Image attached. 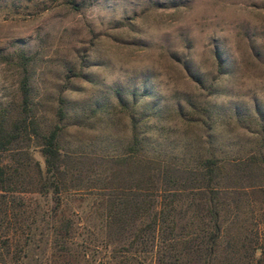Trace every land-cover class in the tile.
I'll use <instances>...</instances> for the list:
<instances>
[{
	"label": "rangeland",
	"instance_id": "rangeland-1",
	"mask_svg": "<svg viewBox=\"0 0 264 264\" xmlns=\"http://www.w3.org/2000/svg\"><path fill=\"white\" fill-rule=\"evenodd\" d=\"M77 4L0 0V118L25 117L20 85L28 76L27 120L42 132L59 124L64 151L92 155L56 193L36 138L1 154L20 172L17 191L6 195L7 215L0 208L6 264H164L162 234L170 233L148 226L171 194L157 168L170 162L201 170L208 158L219 161L210 185L221 221L213 264H264V0ZM135 133L142 144L130 169L155 176L146 189L155 205L146 209V202L134 222L127 216L124 227L111 226L106 199L88 181H105L109 171L101 159L93 166L97 157L130 152ZM39 180L47 182L42 193ZM211 187L199 181L178 193V264H204L187 244L214 232L196 207L214 195ZM42 213L43 235L34 224ZM68 220L73 233L56 234L53 227Z\"/></svg>",
	"mask_w": 264,
	"mask_h": 264
},
{
	"label": "trees",
	"instance_id": "trees-1",
	"mask_svg": "<svg viewBox=\"0 0 264 264\" xmlns=\"http://www.w3.org/2000/svg\"><path fill=\"white\" fill-rule=\"evenodd\" d=\"M66 3L73 7L74 9H79L77 0H66ZM28 76H24L21 80V93H22V113L25 117L19 116L14 120L7 118H0V208L1 211L4 209L5 214L9 212V201L7 193H14L17 191V186H14L19 178V168L10 165H6L1 154L5 151H10L15 148L18 143L23 141L25 138L31 139L36 138L41 145V151L45 156L47 179H53L50 181L51 186L54 187L56 193H61L60 185H63L65 176L71 173L75 168L74 165H83L85 160L92 159V155L88 154H75L66 152L63 150L60 143L61 126L59 124L54 125L50 130L42 132L39 124L35 120L28 121L27 115L30 112V104L32 102L31 88L28 83ZM60 117L64 116L63 108L60 107L58 111ZM142 140L138 135L134 134L133 144L130 145V152L121 156H96V162L94 167L99 164L97 162L101 159L106 162V169L109 171L105 177V181L99 184L100 181L92 179L88 182V188L99 189L101 191L100 195L106 199L104 208L106 210V219L109 225H117V222L123 223V227L127 224V216H130L132 222L137 218L141 217L145 213V204L148 203V207L155 205L152 201L147 200L148 197L154 194L149 189L154 185V175H145L141 177H136L131 171V165L135 162L134 152L139 150L141 147ZM20 154V153H19ZM18 154V155H19ZM142 161L145 160L142 158ZM138 159L136 160V162ZM17 162H20V158H17ZM219 161L214 158H208L204 162V166L201 170L191 169L186 167H179L171 164L170 162H161L157 168L159 178L162 176V181L165 184L164 191L171 193L170 198L168 196H163L159 201L161 204L160 210L153 213L151 222L148 224L149 227L156 228L165 226V229L169 231L170 234L164 235L163 240L167 246L165 247V252L163 257L160 258L165 261L164 264H178L180 259V252L178 248L179 239L177 234H173L177 225L178 218H174L176 214L180 213L176 206V201L179 197V191L186 189H195L199 181L206 184L210 188L211 184L217 175L219 169ZM39 173L42 176V169L39 166ZM128 172H126V169ZM119 169V171L117 170ZM12 169V170H11ZM95 170L92 169L91 172ZM127 173V174H126ZM40 176V178H41ZM43 177V176H42ZM80 184L83 178H78ZM42 180V179H40ZM39 180V192L42 193L46 189V181L43 183ZM152 185V186H151ZM182 186L181 190L178 186ZM155 188V187H154ZM214 195L210 196L206 202L201 206L197 204V208L203 210L211 217L210 224L214 228V232L206 234L203 237L198 235L194 240L190 239L187 244V250L189 253L193 254L194 261L197 263L213 264L216 258L217 245L220 239L221 232V221L219 220L220 212L216 206L215 193L213 188L210 189ZM98 194V193H97ZM169 198L168 202H163L164 199ZM5 207H4V206ZM4 207V208H2ZM194 207V202H190L187 209H192ZM195 207V208H196ZM46 213L40 214V217L34 221L35 228L40 230V234L43 235L45 232L43 230L45 223L49 225L45 218ZM173 216V217H171ZM130 220V221H131ZM129 224V222H128ZM56 234L60 236L70 235L73 233V223L71 221H65L60 226L53 227ZM0 264H6V256L1 251L0 246Z\"/></svg>",
	"mask_w": 264,
	"mask_h": 264
}]
</instances>
